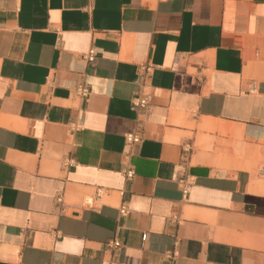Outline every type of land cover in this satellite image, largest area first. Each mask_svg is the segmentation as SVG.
I'll return each instance as SVG.
<instances>
[{
	"label": "crops",
	"instance_id": "0c3cea01",
	"mask_svg": "<svg viewBox=\"0 0 264 264\" xmlns=\"http://www.w3.org/2000/svg\"><path fill=\"white\" fill-rule=\"evenodd\" d=\"M258 147L264 0H0V264H264Z\"/></svg>",
	"mask_w": 264,
	"mask_h": 264
},
{
	"label": "built area",
	"instance_id": "2783aa9c",
	"mask_svg": "<svg viewBox=\"0 0 264 264\" xmlns=\"http://www.w3.org/2000/svg\"><path fill=\"white\" fill-rule=\"evenodd\" d=\"M84 60H86L89 63H92L95 60V53L93 52V50H90L88 52L87 56L84 57ZM146 71H148V69ZM76 94L81 98H86L89 95V90L85 87L80 86L76 89ZM147 105H148V97H146V96L138 95V96H135L131 101V106H132V109L134 111L142 110V109L146 108ZM125 142L128 145H135V144L140 143V139L136 135L129 134V135L125 136ZM257 172H258L259 176H264L263 175L264 174L263 173L264 172V165H261L258 168ZM125 176L127 178H131L133 176V171L131 169L126 170ZM102 196H103V194L100 191H97L92 196H86L83 199V204L86 207L97 209L102 205ZM120 214L126 215L127 210L124 207H121L120 208ZM142 240H144V236L142 237ZM111 245L114 247L120 246V244L116 240H113L111 242Z\"/></svg>",
	"mask_w": 264,
	"mask_h": 264
},
{
	"label": "rangeland",
	"instance_id": "374dc122",
	"mask_svg": "<svg viewBox=\"0 0 264 264\" xmlns=\"http://www.w3.org/2000/svg\"><path fill=\"white\" fill-rule=\"evenodd\" d=\"M251 156L247 157L249 160H251V163L253 164L252 172L250 173L251 177L257 179L258 172L256 171L257 168H259L261 165H264V148L258 147L253 152H249ZM234 169L239 170L238 165H233Z\"/></svg>",
	"mask_w": 264,
	"mask_h": 264
},
{
	"label": "bare ground",
	"instance_id": "6f19581e",
	"mask_svg": "<svg viewBox=\"0 0 264 264\" xmlns=\"http://www.w3.org/2000/svg\"><path fill=\"white\" fill-rule=\"evenodd\" d=\"M243 169L246 170L247 172L251 173L252 169H253V165L243 166ZM256 171H258V168ZM250 188H251V191L254 193L264 194V176H258L257 179L252 177ZM259 188H262L263 190H261Z\"/></svg>",
	"mask_w": 264,
	"mask_h": 264
}]
</instances>
